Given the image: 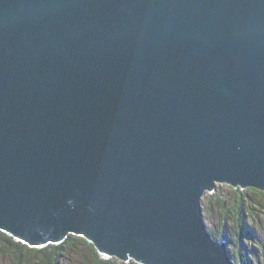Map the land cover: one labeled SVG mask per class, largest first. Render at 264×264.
Wrapping results in <instances>:
<instances>
[{"label":"water","instance_id":"1","mask_svg":"<svg viewBox=\"0 0 264 264\" xmlns=\"http://www.w3.org/2000/svg\"><path fill=\"white\" fill-rule=\"evenodd\" d=\"M216 180L264 190V0H0V230L233 264Z\"/></svg>","mask_w":264,"mask_h":264},{"label":"rangeland","instance_id":"2","mask_svg":"<svg viewBox=\"0 0 264 264\" xmlns=\"http://www.w3.org/2000/svg\"><path fill=\"white\" fill-rule=\"evenodd\" d=\"M216 185L217 186L214 191L206 190L205 194L201 198V215L206 225V227H204L205 230L208 231L209 235H211L212 240L218 241L226 247V252L233 264H264V190L251 186L242 188L238 185L236 187L234 184L222 183L220 181L216 182ZM216 197L221 198L228 203V212L230 211V214L225 217V221L227 223L226 227L223 223L222 214L219 211L217 203L210 204V200L213 198L216 199ZM209 205L210 207H207ZM241 205L244 207V221L241 218L240 221L242 222L238 225L240 228L236 229L232 225L234 223L233 219L234 217H237L239 213L238 211L241 209ZM252 212L259 217V223L250 222V215ZM2 232L11 236L16 242L30 248L46 250L44 255L49 253V247L54 248V246L63 244L71 235L85 238L83 236L70 233V235L61 242L59 241L54 243L49 241V243L43 247H32L29 244L15 239L12 234H8L5 231ZM92 244L94 245V243ZM1 247H3V244L0 243V248ZM94 247L98 251L95 245ZM88 257V252L82 247L78 250L70 249L69 251L64 252V255H61V260L63 258V262L60 264H87ZM114 258L123 263H131L134 261L137 264H142L135 258H131L130 261H122L113 255L104 259ZM0 259H2L0 264H11V262L14 264L12 251H0Z\"/></svg>","mask_w":264,"mask_h":264},{"label":"trees","instance_id":"3","mask_svg":"<svg viewBox=\"0 0 264 264\" xmlns=\"http://www.w3.org/2000/svg\"><path fill=\"white\" fill-rule=\"evenodd\" d=\"M210 204L217 203L219 211L221 212V216L223 219V223L225 227L227 226V223L225 221V217L230 214V211L228 212V203L222 200L221 198L216 197L210 200ZM214 206V205H212ZM207 207H210L207 206ZM241 209L238 211L237 217H234L232 224L233 227L236 229H239L240 227L238 225L241 224L242 220L244 221L243 216V205L240 206ZM253 213V212H252ZM251 213V219L250 222H258L259 223V217L256 216L255 213ZM253 218V219H252ZM247 224V223H246ZM262 224V223H260ZM0 243L3 244V247L0 248L1 252H7L12 251L14 256V264H60L63 261V258L61 260V255H64V252L69 251L70 249L78 250L80 247L83 249H86L88 252V261L87 264H137L134 261L131 263H123L118 261V259H104L101 257L99 252L95 249L94 245L87 241L85 238L77 237L71 235L63 244L59 246L49 247L50 251L47 255H44V252L46 250L44 249H33L26 245H23L19 242H16L11 236H8L7 234L0 231ZM2 261V259H0ZM11 264H13L11 262Z\"/></svg>","mask_w":264,"mask_h":264},{"label":"bare ground","instance_id":"4","mask_svg":"<svg viewBox=\"0 0 264 264\" xmlns=\"http://www.w3.org/2000/svg\"><path fill=\"white\" fill-rule=\"evenodd\" d=\"M216 182H218V180L214 181V184H213L214 186H217V185H216ZM220 182H222V183H228V182H225V181H220ZM215 188H216V187H214V189L211 190V191H214ZM206 190L210 191L209 189H205V190H203L202 193H201L200 199H199V209H200V214H201V198H202V196L205 194ZM201 218H202L203 226L206 227L202 215H201ZM206 233H207V235L211 238V235H209L208 231H206ZM211 239H212V238H211Z\"/></svg>","mask_w":264,"mask_h":264}]
</instances>
